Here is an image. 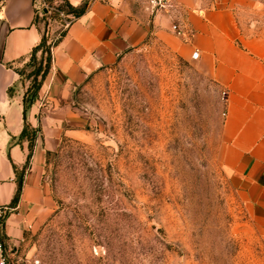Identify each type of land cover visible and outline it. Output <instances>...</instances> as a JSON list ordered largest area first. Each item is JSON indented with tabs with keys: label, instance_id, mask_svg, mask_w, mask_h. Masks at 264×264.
<instances>
[{
	"label": "rangeland",
	"instance_id": "obj_1",
	"mask_svg": "<svg viewBox=\"0 0 264 264\" xmlns=\"http://www.w3.org/2000/svg\"><path fill=\"white\" fill-rule=\"evenodd\" d=\"M168 20L75 88V118L45 149L48 207L6 245L11 264H264L222 162L223 90Z\"/></svg>",
	"mask_w": 264,
	"mask_h": 264
},
{
	"label": "crops",
	"instance_id": "obj_2",
	"mask_svg": "<svg viewBox=\"0 0 264 264\" xmlns=\"http://www.w3.org/2000/svg\"><path fill=\"white\" fill-rule=\"evenodd\" d=\"M67 1L86 8L64 27L39 17L46 0H3L0 5V205L11 207L3 225L6 245L18 247L26 225L48 207L40 181L45 149L75 118V88L149 35L166 33L169 18L185 31L177 38L183 56L223 90V166L264 240V0H179L166 14L151 10L148 0ZM45 35L49 41L60 39L25 119L23 99L31 78L20 72H27L32 51ZM25 125L32 149L22 136ZM19 175L23 185L14 200Z\"/></svg>",
	"mask_w": 264,
	"mask_h": 264
},
{
	"label": "trees",
	"instance_id": "obj_3",
	"mask_svg": "<svg viewBox=\"0 0 264 264\" xmlns=\"http://www.w3.org/2000/svg\"><path fill=\"white\" fill-rule=\"evenodd\" d=\"M56 0H46V2L49 4L47 7L45 6L43 13L45 14V17H43L42 20H44L46 23L50 22L51 20H55L59 17L58 21L59 24L63 27L65 26L64 22L62 21L61 11L64 10V15L66 16L65 19L72 21L75 17L79 16L85 11L86 6H80L75 7L71 5L67 0H62V3L59 5H54L53 3ZM65 21V20H64ZM64 30L60 33V36L64 34ZM60 36L57 37L55 40H48L46 35L43 36L41 42L34 47L32 51L31 58L28 63V67L31 66L32 69H27V72L23 70L20 72L21 74H24L31 78V85L29 86L28 90L26 91L24 95V118L26 119V113L30 105L33 103V101L36 99L38 95V91L41 87V84L46 77L50 64H51V49L52 47L57 43V41L60 39ZM38 52H40L41 56L39 58ZM39 58V61L35 63L36 59ZM23 137H27L31 144L32 149V142H33V136L31 135V131L29 130L28 125H25V128L22 133ZM31 157V153L28 155L29 161ZM22 175H19L18 177V189L17 193L15 195L14 200L18 199V196L20 194L23 181H22Z\"/></svg>",
	"mask_w": 264,
	"mask_h": 264
},
{
	"label": "built area",
	"instance_id": "obj_4",
	"mask_svg": "<svg viewBox=\"0 0 264 264\" xmlns=\"http://www.w3.org/2000/svg\"><path fill=\"white\" fill-rule=\"evenodd\" d=\"M179 0H148L149 7L154 12L160 13H169L177 5ZM3 0H0V5ZM71 21H67L65 26L68 25ZM174 31L177 35H184L185 31L183 26L180 23H174ZM197 51L193 52V57H197ZM11 210V207L7 205H0V264H11V259L7 253V247L5 242V236L3 234V225L6 219V215Z\"/></svg>",
	"mask_w": 264,
	"mask_h": 264
}]
</instances>
